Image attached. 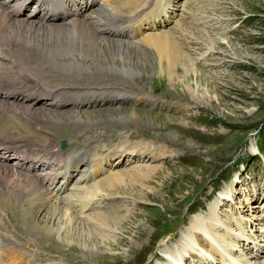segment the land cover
<instances>
[{
	"label": "rangeland",
	"instance_id": "1",
	"mask_svg": "<svg viewBox=\"0 0 264 264\" xmlns=\"http://www.w3.org/2000/svg\"><path fill=\"white\" fill-rule=\"evenodd\" d=\"M88 1L89 5L109 10L115 15L120 13L114 3H126L125 0H95L96 3L92 4V0ZM165 1L161 0L160 4L164 6ZM170 1L169 10L157 14L163 19L161 25L146 27L143 23L136 29V40L140 43L137 48L141 50H133L139 60L132 61L130 69L124 67L123 46L115 49L122 54L115 59L119 74L108 73L106 81L124 84L126 90L138 93L121 89L101 93L105 89L96 88L98 92H86L81 98L91 95L93 101L97 99L96 93L100 92V96L110 99L114 95L117 99L110 103H86L85 106L73 107L72 111H94V125L101 122L104 126L93 125L86 131L78 124L76 126L79 129L75 128L72 120L61 119L60 123L63 124L58 129L49 127V132L55 137V144L61 140L66 142L64 148L60 145L59 148L55 147L61 148L64 160L75 154V158L81 156V161L85 162L84 165L77 164L80 170H75L77 165L65 168V173L73 175L70 181L79 171L82 173L76 177L80 179L83 172L88 171L87 164L90 163L89 155L92 154L93 146L94 149L103 148L100 152L97 148L96 157L100 159L99 164L103 169L98 171L95 160L92 161L89 172L93 180L87 184L98 183L113 173L131 170L139 164L154 169L147 178L120 188L114 195L97 196L99 206L93 207V201L88 202L84 210L77 207L79 203L73 205L75 209L71 206L70 210L73 211L69 212L76 215L73 221L76 223L69 224L67 215L62 216L63 225L68 224L65 231L47 240L34 238L35 246L20 249V252L26 251L33 264H264V0H201L205 3L202 9L195 8V4L189 5V2L198 3L199 0ZM191 10L199 11L197 19H208L206 23L197 25L201 29L195 33L198 42L181 43V46L202 71L198 79L191 74L186 77L182 71L174 69L170 70L174 79L160 76L155 61L157 57L147 63L145 60L151 58L143 56L145 52L155 53L144 41L145 37L150 33L161 34L162 31L173 29L177 32L176 28L183 25L179 24L184 20L182 15H188ZM28 12L21 18L40 20L28 17ZM157 15L151 16L152 19L159 21V17L155 18ZM97 23L102 36L128 42L115 36L116 28L106 27L105 22ZM175 35L178 36V33ZM52 78H48V81ZM36 80L39 86L44 87L41 90L48 91L46 83ZM64 88L66 91L71 90L65 84ZM24 96L19 94V102L16 103L30 106L31 109L46 111V108H53L51 111H64L67 108L51 107L49 96L30 99ZM6 101L12 102L11 99ZM109 107L124 109L107 113L109 110L105 109ZM101 109L103 112H99ZM149 112L152 116L147 114ZM105 114L110 115L105 117ZM91 131L98 134L99 139L89 137ZM124 142L132 147H141V143L155 146L162 153L157 154L155 159L141 157L130 161L126 159L128 156H119L111 151ZM35 151L44 153V150ZM64 151L67 154H62ZM14 156L13 159L12 156L7 159V156L1 155L0 164L7 159L11 164L8 166L25 172V167L18 164L16 153ZM39 166L49 168L44 163ZM39 166L36 169L27 167L26 170L32 171L34 175L50 171L39 170ZM52 171L41 177L50 178ZM69 178L70 175L65 183L69 182ZM77 184L75 180L71 181L68 185L71 188L59 196L62 197L64 210L69 208L68 194L72 193L77 199L79 193L75 196L71 190ZM12 186L16 187L15 184ZM16 197L20 201L25 200L21 208H4L2 219L19 222L25 231L29 219L22 208L29 209L26 203L28 198L22 193L14 194ZM42 212L40 219L44 213L47 214V205ZM84 212L113 213V216L108 217V228L97 225L91 230L90 226L83 224L87 222L83 221L86 220ZM6 228L12 234L16 232L15 226ZM96 230L103 231L105 235H97ZM83 235L91 237L89 243ZM27 237L20 235L23 240L21 245H25ZM11 241L8 238L0 242V262L4 258V263L0 264L8 261V251L15 246ZM85 242L87 249L84 247ZM174 255L178 258H173Z\"/></svg>",
	"mask_w": 264,
	"mask_h": 264
},
{
	"label": "bare ground",
	"instance_id": "2",
	"mask_svg": "<svg viewBox=\"0 0 264 264\" xmlns=\"http://www.w3.org/2000/svg\"><path fill=\"white\" fill-rule=\"evenodd\" d=\"M30 1L31 0H0V99H4L6 95V98L12 101H6L9 100L6 98L5 100H0V156H7V159H9L12 154L14 155V153H16L18 164L25 167L21 166L24 168L25 172L22 171V169L11 168V166H8L11 164L8 163L9 160L7 159L0 164V220L4 218L2 214L4 208H12L14 206L21 208L25 200L20 201L21 199L19 200L18 197L14 198V194L16 193H22L27 196L28 201H26V203H28L29 207V209L22 208V211L27 213L29 219L28 227L27 229L25 228V231L22 230L20 227L21 225L18 224L19 222H6L4 220V222H0V242L1 240L9 238L16 246L13 245L14 247L12 246V249L8 251L7 255L9 256L7 257L6 255V260H8L6 264H33L34 262L32 263V259L26 255V251L20 252V249H25L29 245L35 246L36 242L34 243V238L37 240H47L65 231L68 224L63 225L61 222L62 216L67 215L66 219L68 218L67 221H69V224L76 223L73 222L76 215L69 212L73 211L70 210L71 206L73 207V205L79 203L77 207L81 210L86 206L87 202L91 201H93V207L99 206L98 198H96L97 196L114 195L117 191H120V188L123 189L131 184L134 185L136 180L147 178L151 174L154 168L139 164L131 170L113 173L98 183L87 184L93 180V177L91 172L85 171L81 179H79L78 184L74 185L71 189L75 196L79 193L76 197L77 199H74L75 197H73L72 193L71 195L68 194L69 208L66 207L64 210L62 197L54 196L46 188V182L49 185L54 184L53 181L56 180V177L61 173L58 171L60 169L53 170L52 175H49L51 176L50 178H43L38 174L34 175L32 171L26 169L27 167L36 169L40 163H44V165L50 169L52 166L57 167L60 161L63 162L60 158L62 156L60 155L61 148L60 150L55 148L59 146V143L57 142L55 144V137L53 133L51 135V132H49V127H56L54 129H58V126L63 124L60 123L61 119L72 120L75 123V128L79 129L78 126H80L81 129L86 128V131L90 130L88 127L94 125V118L92 117V115L94 116V111L85 109L72 111L73 107L79 105L85 106L86 103L92 105L102 101L110 103L117 99L114 95L110 99L104 95L100 96L99 92L95 95L97 99L91 101V95L84 97V99L81 98L84 93L98 92L96 88L99 87L105 89L102 90L101 93L107 91L111 93L115 91L114 89H121L128 93L133 92L126 90L125 88L127 86L124 84H113L110 81H106L108 73L119 74L116 70L118 66L115 64V59L116 56L119 57L122 54L119 52L117 53L118 49L115 51L116 47L123 46L125 49L123 58L126 63L124 67L127 70L131 68L132 61L137 59L133 50H137V52L141 50L137 48L140 46V43L136 40V33L132 31V29H127L125 26L121 25L140 20L141 25L144 23L143 25H146V27H157L163 23V19H160L161 17L157 14H161L162 11H167L166 9H168L170 5V0H166L164 6L163 3L160 4L161 0L158 2L156 0L157 3H155V0L152 2H147L146 0H125L126 3L124 5H120L117 2L114 3V7L120 13L115 15L109 10L89 5L88 0H76V3L75 0H35V9H33V11L31 9L26 10L29 7ZM92 3H96V1L92 0L90 4ZM194 4L195 8L202 9L205 7V3L201 0H199L198 3L195 1L189 2L190 6ZM91 8L93 9L89 12L88 10ZM82 9L86 12L83 13ZM25 10L31 11L27 14L28 17L35 19L39 18L40 20L36 21L21 18V15L26 14ZM198 12V10H191L188 15H182L184 20L179 24L183 25L180 28H176L177 32L173 29V31H162L161 34L150 33L145 37L144 41L148 44L150 50L154 49L153 51L155 53H150V55L144 51L145 54L143 56L151 58V60H145L148 61L147 63H150L154 60V57H157L155 61L158 65L157 68L160 76L164 75V77L167 76L169 79H174V75L170 73V70L174 69L176 71H182L186 77L191 74L198 79V74L202 70L195 65L193 59L181 46V43L190 44V41L198 42L195 33L201 29L197 27V25H202V23L208 19V17L197 19V15H199L197 14ZM153 15H157L155 18L159 17L160 20L157 21L156 19H152L153 17L151 16ZM189 15L190 17L186 19ZM149 16L151 18H149ZM146 19H149L147 23ZM97 22H105L108 28L113 27V24H119L116 28L117 31L115 32V36L127 39L128 42L119 41L117 39L111 40L106 36H102L100 30L97 28ZM175 33H178V36H176ZM186 34L189 35L187 36ZM133 46L136 48L133 49ZM141 59H143V57H141ZM93 61H95V63ZM73 75L78 76L74 77ZM117 75L113 76L119 79ZM50 77L54 78L48 81ZM36 79L46 83L49 87H47L48 91L44 89L41 90V88L44 87L39 86ZM181 82L185 83L184 80H181ZM64 84L68 85L67 89L71 90H64ZM51 86L52 89L50 88ZM19 94L25 95L24 97L28 99L39 98L43 95L49 96L51 97V101H54L49 102L51 107L67 108H65L64 111H51L53 108H46V111L31 109L32 107L30 108V106H22L16 103L19 102L20 97H17ZM98 97H102V99L99 100ZM67 98H71V100L68 101ZM143 98L145 99V96ZM121 109L124 108L109 107V109L105 110H109L107 113H113ZM102 110L103 109L99 110V112H103ZM132 110L133 113H135V110ZM96 112H98V110ZM138 113L140 114L141 112ZM103 114L104 113H100L99 115ZM147 114L151 113L149 112ZM105 115V117H107L110 114ZM103 121L106 122L104 119ZM53 123L54 125L52 126ZM90 123L93 124L90 125ZM100 123L101 122L94 126H104ZM77 124L78 126H76ZM90 135L89 137L91 138H98V134L92 131ZM111 138L112 141H114V138ZM139 146L141 147H132L124 142L123 145L111 151H114L113 154L119 156H128L126 159L130 161L141 157L155 159L157 154L162 153L160 151L161 149L157 150L155 146H150L148 144L144 145L143 143L139 144ZM162 146L164 147V145ZM94 147L95 146L91 148L92 154L89 155L90 153H88L86 156L89 155L90 163L95 160L97 170L100 171L103 169L99 164L101 161L99 158L96 159L97 148L99 147L95 149ZM53 149L56 150L54 151ZM99 149L98 152L102 151L101 149L103 148L100 147ZM35 150L46 151L47 155H50L52 164L37 159L38 156L34 152ZM9 151H12V153ZM129 153L131 155H127ZM62 154L65 155L67 153L64 151ZM72 155L76 156L75 154ZM34 159H36V162L33 161ZM81 160V156L72 160V163L67 165L66 168L69 169L79 164ZM77 169L78 165L75 170ZM86 172L88 173L86 174ZM69 175L70 178L68 181L73 177L70 173ZM69 175L67 173V178ZM67 178L63 179L66 181ZM13 184H15L17 188L12 186ZM131 190L133 189L131 188ZM53 201L55 202L52 203ZM45 205H47V214L44 213L40 219ZM73 208L75 209V207ZM84 213L83 215L86 217V220L83 221L87 222H83V224L88 227L90 226L89 229L91 228V230L97 225H103L104 228L109 226L108 217L113 216V213L88 214L89 212H86L87 215ZM115 213L117 212L115 211ZM37 220L41 222H37ZM7 226H15L16 232L12 234V231H7ZM18 228L21 230H18ZM96 231H98L96 232L97 235L103 236V231ZM88 234H91V232ZM20 235L28 236L25 245H21L23 240L20 238ZM83 238L88 240L86 242L89 243L91 237L87 238L83 235ZM86 242L84 244L85 248L87 247ZM223 248L225 247L223 246ZM1 253L2 251L0 249V257ZM174 257L178 258L177 255H174L173 258ZM1 259L0 263H4V258L2 257Z\"/></svg>",
	"mask_w": 264,
	"mask_h": 264
}]
</instances>
